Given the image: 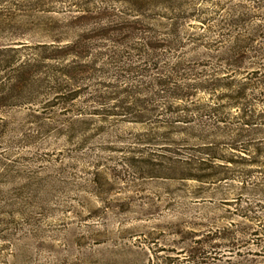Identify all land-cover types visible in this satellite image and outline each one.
<instances>
[{"label":"rangeland","instance_id":"1","mask_svg":"<svg viewBox=\"0 0 264 264\" xmlns=\"http://www.w3.org/2000/svg\"><path fill=\"white\" fill-rule=\"evenodd\" d=\"M237 42L264 59V0H0V264H264L262 169L185 167L227 155L239 110L202 86Z\"/></svg>","mask_w":264,"mask_h":264},{"label":"trees","instance_id":"2","mask_svg":"<svg viewBox=\"0 0 264 264\" xmlns=\"http://www.w3.org/2000/svg\"><path fill=\"white\" fill-rule=\"evenodd\" d=\"M243 34L245 33H240V36ZM236 44L240 47L237 45L234 48H239V50L223 59L220 67L217 68L216 77L207 79L202 89H215L216 85L230 89L232 92L226 93L224 97L231 100L228 103L231 107H236L239 110L240 114L235 117L234 122L235 125L239 126L234 128V135L227 143V155H218L217 148L220 145L218 141L210 143V146L191 150L185 167H190L192 169L188 170H195L196 172L187 175V177L201 183H209L214 180L213 184H223V182L235 180L240 182V187H242L245 183L249 184V180L246 181L245 176L253 172L251 168L262 169L261 171L264 172V146L260 147L261 143H255V137L264 133L263 129L255 128L257 126L255 121H264V59L257 57L262 54V49L258 47L244 52L249 42H245L243 46L238 42ZM66 48L69 49H65L68 54H73L76 50L74 44L68 45ZM249 53L253 55H247ZM24 65L26 64L23 63ZM16 72L23 73L21 66L16 68ZM20 76H16L12 90L17 89L18 92L21 90L20 86L23 79ZM215 80L216 82H214ZM158 83L159 87H167L165 80L158 81ZM4 87L0 85V102L4 96H7L2 95L5 92ZM165 91L167 92V89ZM247 92L251 93L248 94L250 96L248 99L246 98ZM257 100H260L262 107L259 112L254 107L255 104L260 103ZM211 109L216 114L221 113L218 106ZM237 119L241 123H238ZM226 172L229 175L224 174ZM255 185L261 186L260 189L264 190V183L255 182ZM233 193H235L233 186L227 185L224 188L223 196ZM256 220L259 221V219Z\"/></svg>","mask_w":264,"mask_h":264}]
</instances>
